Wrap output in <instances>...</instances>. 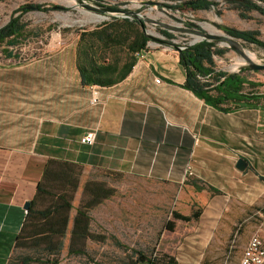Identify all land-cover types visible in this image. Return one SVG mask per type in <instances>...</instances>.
I'll use <instances>...</instances> for the list:
<instances>
[{"label":"crops","instance_id":"crops-1","mask_svg":"<svg viewBox=\"0 0 264 264\" xmlns=\"http://www.w3.org/2000/svg\"><path fill=\"white\" fill-rule=\"evenodd\" d=\"M78 39L74 32L17 67L0 68V264H8L26 217L23 204L30 206L50 158L82 167L59 264L82 185L105 171L177 189L189 207L183 214L200 209L177 232L184 249L179 257L171 253L175 264H238L251 233L260 229L264 238V83L244 89L248 100L219 109L183 85L174 47L150 38L144 51L127 53L135 61L125 74L83 85ZM89 131L93 143H82ZM240 157L244 171L235 167ZM189 164L193 173L185 178ZM90 231L106 236L92 222ZM93 245L99 247L88 239L84 247Z\"/></svg>","mask_w":264,"mask_h":264},{"label":"trees","instance_id":"trees-1","mask_svg":"<svg viewBox=\"0 0 264 264\" xmlns=\"http://www.w3.org/2000/svg\"><path fill=\"white\" fill-rule=\"evenodd\" d=\"M99 1V0H96ZM149 1V0H147ZM264 0L233 1L242 18H248V13L257 10L264 16ZM100 2V1H99ZM171 2V3H170ZM98 3V2H97ZM218 5L215 0H164L162 6L172 9L208 10ZM44 8L40 4L35 5ZM53 8H62L55 5ZM20 10V9H19ZM142 19L110 16L108 20L91 27H78L73 31L79 35L76 53V66L83 85H105L115 80V73L125 74L135 61L127 53L140 52L147 48L150 35L146 34V24ZM229 36L264 48V40L259 38L258 29L246 30L235 27L220 26ZM27 24L21 20L20 14H12L8 21L0 26V45L4 46V55L17 58L13 48L27 37ZM164 39L161 43L171 45L178 53V62L185 71L183 85L205 102L222 110L229 109L227 103L248 100L244 90L248 82L246 73L250 70L240 69L237 72H225L214 68V55L222 54L224 49L216 47L214 40H199L195 43L177 45L171 42L174 34L165 28H159ZM37 35V34H36ZM181 46H184L181 48ZM10 48V49H9ZM125 58L126 63L120 65ZM102 62V63H100ZM103 176H120L119 172H100ZM82 174L78 163L58 159H48L43 167L40 180L36 184L35 193L26 217L16 237L13 252L8 264H59L63 240L70 222V212ZM115 193L105 179L92 178L86 180L80 192V201L76 213L72 217L70 234L66 248L67 256H85L88 248L84 246L88 239L100 243L106 236L90 231L94 221L91 210L109 199ZM47 201L45 205L40 202ZM42 206L43 209H39ZM200 209L192 208L189 214L171 210L174 219L184 222L197 220ZM117 246L122 243L111 236ZM125 248V247H124ZM132 256H135L132 259ZM174 256L161 254L148 255L143 250H132L124 264H175ZM99 264V263H95Z\"/></svg>","mask_w":264,"mask_h":264},{"label":"rangeland","instance_id":"rangeland-1","mask_svg":"<svg viewBox=\"0 0 264 264\" xmlns=\"http://www.w3.org/2000/svg\"><path fill=\"white\" fill-rule=\"evenodd\" d=\"M99 1L87 2L133 10L138 16L153 20L146 22V31L151 36L164 39L158 29L167 27V30L174 34L172 43L177 45L200 40L194 33L179 30L187 27L189 22L198 24L205 31H214V34L229 38L233 37L225 33L220 26L246 30L258 29L259 38L264 40V16L257 10H252L248 13V18H242L239 11L233 8V1L237 0H215L218 2L217 6L195 11L188 8L172 9L162 4H148L145 3L147 0ZM149 1L164 2V0ZM256 3L264 6V3L259 1ZM36 4L51 9L44 10L36 7ZM55 5L62 8H53ZM12 14H20L21 20L27 24V37L20 40V43L13 48L17 58L5 57L4 46L0 45V68L17 67L45 52L51 43L59 41L60 44V41L71 39L74 34L73 29L91 28L108 20L110 16H115L91 11L79 5L70 7L62 0H0V26L4 25ZM97 14L103 18L95 20L93 17ZM233 39L256 53L257 57L252 61L264 62V48L240 39ZM214 41L216 47L224 49L222 54L214 55L216 70L236 72L239 65L246 63V60H241V54L229 42ZM245 76L248 82L253 84L264 83V70H250ZM252 86L249 84L245 88L248 90ZM96 177L105 179L115 188L114 195L94 209L93 228L101 227L106 232V237L98 243L99 247L93 245L92 248H88V254L85 256H67L63 253L61 264H124V260L132 250H143L148 255L152 252L159 256L161 254L172 256V253L179 257L184 248H180L181 238L177 232L181 225L184 226V221L174 219L170 211L187 212L189 207L178 200L177 189L149 178L128 174L103 176L102 173H97ZM111 236H114L125 248L117 246ZM134 258L135 256H132V259Z\"/></svg>","mask_w":264,"mask_h":264},{"label":"water","instance_id":"water-1","mask_svg":"<svg viewBox=\"0 0 264 264\" xmlns=\"http://www.w3.org/2000/svg\"><path fill=\"white\" fill-rule=\"evenodd\" d=\"M88 0H78V2L80 3L81 7L85 8V9H89L91 11H96L99 13H110L112 15L115 16H119V17H130V18H136L142 19V25H144V23L146 24V22H152L153 20L147 18V17H140L138 16L133 10H129V9H125V8H116V7H112V6H105V5H101L99 3H89L87 2ZM145 3L148 4H162L161 2L158 1H146ZM156 22V21H155ZM154 23V22H153ZM158 23V22H157ZM167 29V27H166ZM179 30L184 31V32H191L194 33L196 35L199 36L200 40H208V41H212V40H223V41H227L229 42L230 45H232L234 48L237 49V51L240 53V50L237 48L236 46V41L233 38H229L223 35H218V34H212L208 31H205L201 26H199L198 24L189 22L187 23V27L185 28H179ZM146 34L150 35L147 31ZM151 36V35H150ZM150 38H154L153 36H151ZM238 67V66H237ZM248 69V70H253V71H260V70H264V62L263 63H257L254 61H250L247 60L246 63L239 65L238 70L240 69ZM236 71V72H237ZM247 166V161L243 158H238L236 160L235 163V167L240 170V171H244L246 169ZM29 206V202L26 201L23 204V208L27 209Z\"/></svg>","mask_w":264,"mask_h":264},{"label":"built area","instance_id":"built-area-1","mask_svg":"<svg viewBox=\"0 0 264 264\" xmlns=\"http://www.w3.org/2000/svg\"><path fill=\"white\" fill-rule=\"evenodd\" d=\"M183 47L184 46H181V48ZM154 81L159 83L161 80L160 78L155 77ZM94 137L95 133L93 131H89L80 137V141L82 143L91 144L94 141ZM192 173L193 172L189 164L185 169L184 177L186 178L192 175ZM238 264H264V238L260 229L254 230L251 233L246 246L242 250Z\"/></svg>","mask_w":264,"mask_h":264},{"label":"bare ground","instance_id":"bare-ground-1","mask_svg":"<svg viewBox=\"0 0 264 264\" xmlns=\"http://www.w3.org/2000/svg\"><path fill=\"white\" fill-rule=\"evenodd\" d=\"M66 5L70 6V7H77L78 5H80V3L78 2V0H62ZM78 3V4H77ZM95 20H99L102 19L103 17L99 14H97L95 17H93ZM93 20V19H92ZM210 33H215L214 31H211ZM225 43V42H224ZM237 48L240 50V54H241V60H254L257 56L256 53L249 49L248 47H245L239 43H235Z\"/></svg>","mask_w":264,"mask_h":264}]
</instances>
